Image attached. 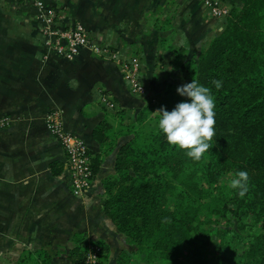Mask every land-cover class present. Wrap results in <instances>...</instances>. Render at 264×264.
<instances>
[{
  "label": "crops",
  "instance_id": "obj_1",
  "mask_svg": "<svg viewBox=\"0 0 264 264\" xmlns=\"http://www.w3.org/2000/svg\"><path fill=\"white\" fill-rule=\"evenodd\" d=\"M49 7L64 22L79 20L101 33L117 57L88 46L73 58L57 52L37 32L38 16ZM201 11L199 0H0V264H73V229L87 241H105L104 264H116L119 251L132 248L102 207V180L114 172L127 135L102 156L90 187L75 195L46 113L56 109L63 127L98 152L96 125L104 118L115 125L116 107L127 108L132 117L125 120H132L219 31L221 23H206ZM124 61L136 63L143 90L126 78ZM101 90L112 100L100 99Z\"/></svg>",
  "mask_w": 264,
  "mask_h": 264
},
{
  "label": "trees",
  "instance_id": "obj_2",
  "mask_svg": "<svg viewBox=\"0 0 264 264\" xmlns=\"http://www.w3.org/2000/svg\"><path fill=\"white\" fill-rule=\"evenodd\" d=\"M216 22L221 28L198 58L184 63L190 81L208 87L215 103V135L199 161L169 144L158 127L156 110L188 100L174 81L151 93L132 120H125L132 117L127 108L116 107L115 125L104 118L94 128L100 150L89 151L93 176L127 135L114 172L102 180V207L132 246L119 251L116 264H264V0H241ZM241 170L250 177L243 198L229 186ZM69 239L73 264H83L91 244L101 247L104 264L105 241H87L78 229Z\"/></svg>",
  "mask_w": 264,
  "mask_h": 264
},
{
  "label": "built area",
  "instance_id": "obj_3",
  "mask_svg": "<svg viewBox=\"0 0 264 264\" xmlns=\"http://www.w3.org/2000/svg\"><path fill=\"white\" fill-rule=\"evenodd\" d=\"M210 18H218L227 15L233 4L229 0H199ZM62 15L56 14L55 9L48 8L39 15V28L37 30L40 38L52 45L54 49L67 58H73L83 47L100 54L117 57L118 50L110 49L103 44L101 33H93L91 28L79 20L64 22ZM136 64V63H135ZM132 61H124L123 68L125 76L132 87L143 90V85L138 79L137 68ZM46 123L50 131L59 139L66 156V165L70 174V188L75 195L85 192L91 185L93 174L91 166V155L88 145L75 133L66 130L61 122L60 115L56 109L46 113ZM100 246L89 245L83 264H101Z\"/></svg>",
  "mask_w": 264,
  "mask_h": 264
},
{
  "label": "clouds",
  "instance_id": "obj_4",
  "mask_svg": "<svg viewBox=\"0 0 264 264\" xmlns=\"http://www.w3.org/2000/svg\"><path fill=\"white\" fill-rule=\"evenodd\" d=\"M212 83L216 89L222 87L220 80L214 79ZM177 92L188 100L177 103L171 111L163 107L156 110L162 114L158 127L169 144L187 150L188 157L199 161L211 147L209 141L215 135L214 98L210 89L198 84L194 78L192 82L178 86ZM249 179V173L241 170L229 186L238 189L239 197L243 198L249 192Z\"/></svg>",
  "mask_w": 264,
  "mask_h": 264
},
{
  "label": "rangeland",
  "instance_id": "obj_5",
  "mask_svg": "<svg viewBox=\"0 0 264 264\" xmlns=\"http://www.w3.org/2000/svg\"><path fill=\"white\" fill-rule=\"evenodd\" d=\"M201 16L205 19L206 23H215L217 20V18L210 19L208 13L204 9H202V11H201ZM38 18H39V16H38ZM208 19H209V21H208ZM209 27L212 28V26H209ZM173 78H174L173 80H174L176 86H181L183 84L191 82L190 81V73L188 70L185 71V74H184V71H182L181 73L179 72V74H174ZM222 221H225V218H222ZM208 247L213 248L211 243L208 244ZM100 249H101V247H100ZM100 263H101V259H100Z\"/></svg>",
  "mask_w": 264,
  "mask_h": 264
}]
</instances>
